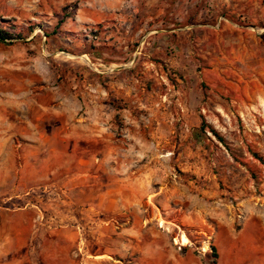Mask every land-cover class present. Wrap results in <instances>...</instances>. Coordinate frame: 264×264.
Wrapping results in <instances>:
<instances>
[{"label": "rangeland", "instance_id": "374dc122", "mask_svg": "<svg viewBox=\"0 0 264 264\" xmlns=\"http://www.w3.org/2000/svg\"><path fill=\"white\" fill-rule=\"evenodd\" d=\"M251 1L249 11V0H0V24L22 36L0 42V97L21 109L26 90L78 120L102 118L111 172L143 170L169 198L124 223H55L47 206L44 237L23 246V176H13L0 264H218L217 234L264 231V117L249 79L264 52L246 40H264V0ZM203 120L224 142L197 135ZM248 241L224 264H264Z\"/></svg>", "mask_w": 264, "mask_h": 264}, {"label": "crops", "instance_id": "0c3cea01", "mask_svg": "<svg viewBox=\"0 0 264 264\" xmlns=\"http://www.w3.org/2000/svg\"><path fill=\"white\" fill-rule=\"evenodd\" d=\"M247 5L252 10L251 0ZM246 40L260 45L264 52L263 38L249 34ZM250 58L257 56L251 54ZM258 61L260 70L251 68L249 79L255 84L259 82L256 88L260 102L252 110L261 118L264 117V87L260 81L264 79V57L260 56ZM4 94L0 98L8 100V104L4 103L0 111V216L10 215L4 207L11 200L6 198V193L10 196L13 176H23V246L28 239L44 237V227L49 223V215L43 213L47 206L53 209L49 218L55 223H75L82 219L96 222L110 215L122 216L124 223L135 220L136 208L144 204L155 208L167 206L166 186L156 191L153 179L143 175V170L128 177H116L111 172L108 128L102 118L78 120L75 109H66L59 98L58 103L43 102L37 93L30 96L26 90L20 99L22 108L16 109L12 106L11 101L16 100L12 93ZM29 97L35 102H26ZM11 110L18 112L17 115ZM18 159L20 163H15ZM46 191L58 192L59 197L47 202L43 195ZM248 240L264 251V231L254 237L246 232L217 234L218 264H224L223 253L230 247L245 248L249 246Z\"/></svg>", "mask_w": 264, "mask_h": 264}, {"label": "trees", "instance_id": "16d2710c", "mask_svg": "<svg viewBox=\"0 0 264 264\" xmlns=\"http://www.w3.org/2000/svg\"><path fill=\"white\" fill-rule=\"evenodd\" d=\"M21 37L22 36L20 34H12L8 30L7 25L0 24V42L7 43L9 40L21 39ZM197 131L198 136L205 135L206 133L210 132L212 135L218 138L219 141L224 142V139L219 135V133L209 124H207L205 120L202 121V125Z\"/></svg>", "mask_w": 264, "mask_h": 264}, {"label": "bare ground", "instance_id": "6f19581e", "mask_svg": "<svg viewBox=\"0 0 264 264\" xmlns=\"http://www.w3.org/2000/svg\"><path fill=\"white\" fill-rule=\"evenodd\" d=\"M178 242V240H177ZM181 243L183 246H186L189 244V241H188V238L186 236H184L182 239H181ZM206 251V250H205Z\"/></svg>", "mask_w": 264, "mask_h": 264}]
</instances>
